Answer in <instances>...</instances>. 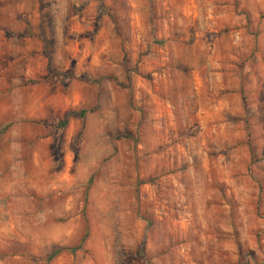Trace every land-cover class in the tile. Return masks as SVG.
I'll return each mask as SVG.
<instances>
[{
	"label": "rangeland",
	"instance_id": "rangeland-1",
	"mask_svg": "<svg viewBox=\"0 0 264 264\" xmlns=\"http://www.w3.org/2000/svg\"><path fill=\"white\" fill-rule=\"evenodd\" d=\"M0 122V264H264V0H0Z\"/></svg>",
	"mask_w": 264,
	"mask_h": 264
},
{
	"label": "trees",
	"instance_id": "trees-1",
	"mask_svg": "<svg viewBox=\"0 0 264 264\" xmlns=\"http://www.w3.org/2000/svg\"><path fill=\"white\" fill-rule=\"evenodd\" d=\"M150 42H151V43H153V42L155 43L156 41L153 40V39H150ZM156 43H158V42H156ZM65 78H66V79H70V78H83V79L86 80V81H90V80H87L88 78H84V75H81V74H77V75H69V74H65ZM68 114L78 115V116L80 117V116H82L83 111L80 110L79 112H69ZM65 124H66L65 120H61V121H59V122H57V123L55 124V128H56L57 130H61V129L64 128ZM8 127H9V123H5V124L3 123V124H2V123L0 122V136H1L2 133L5 131V129H7ZM61 250H62L61 248H57V249H55L54 251H52L50 254H48V255L45 257V260H46V261H49V260L52 259L54 256L58 255L59 252H60ZM71 250H74V248H72Z\"/></svg>",
	"mask_w": 264,
	"mask_h": 264
}]
</instances>
